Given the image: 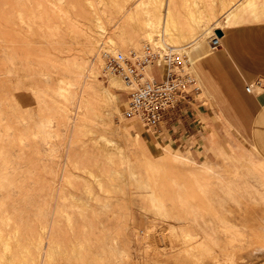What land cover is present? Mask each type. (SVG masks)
I'll list each match as a JSON object with an SVG mask.
<instances>
[{
    "label": "rangeland",
    "instance_id": "1",
    "mask_svg": "<svg viewBox=\"0 0 264 264\" xmlns=\"http://www.w3.org/2000/svg\"><path fill=\"white\" fill-rule=\"evenodd\" d=\"M127 1L128 0H0V168L3 166L2 163L6 162V164H3L8 168V173H11L9 174V179H6L3 175L4 177L2 179L0 178V181H3L6 186H9V182L13 180L16 183V186L11 188L5 187L4 189L0 186V204L3 202V199L10 198L9 196H11L10 199L17 200L15 205H10L9 207L13 208L14 206L16 208L17 211L15 215L17 218L21 219L20 232L22 230L29 236L21 232L19 237L22 236V238L20 239L21 241H18L19 238L12 235L14 234L13 229L15 230V225L9 222V225L7 223L3 224L5 226L2 227V231L4 228V233L2 232L3 234H0L4 236H0L1 238L3 237L2 240L0 239V243L4 242L5 244V242H7L8 245L6 244V246L8 248L6 247V249L8 252L6 249L4 250L5 245L0 244L2 245V248L0 247V255L5 258L9 252L11 253V250H13V254H9L10 257L15 254L14 257L18 260L21 256L23 260H27L25 263L23 260L22 262L20 258L19 261H21V264H27L28 262V264H37L39 262H33L31 260L33 256L37 258L36 255L40 253L45 255L47 252L46 248L44 249L45 252L43 249H39L42 248L41 246H37L43 245L44 248V245H47V243L44 244L47 242L44 241L45 238H48L46 234L52 232L51 229H55L56 232L59 230V234L54 235L52 232L54 235L53 237L57 240L59 236L57 241L62 242L63 245H68V250L67 247H65V249L68 251V255L72 257V260L70 259L72 264H78L80 258L83 260L82 257L84 256L88 259L87 257H89L91 252L94 258L90 255V262L85 259V264L88 262V264H101V261H105L103 264H116L115 261H117L118 264H189L190 262L193 264V261L196 264H199V261H202L200 264H264V255H254L264 244L259 242V240L264 237L260 236V233H258L264 232V230H262V227H264V220L262 219V217H264V202L262 198L264 196H261L264 194L263 187L256 181L254 176L255 172H253V170L250 171L249 174L243 169H240L238 172L234 171L228 163V160L221 158L218 151H213L208 148L206 140L210 134H214L218 141L224 145H228L232 142L237 144L241 143L245 148H252L251 127L248 126L253 115L251 113H254V111H250V106L252 107L253 105V103L251 105L250 100L264 93L263 83L261 87H256L257 89L253 92L249 93L247 91V87H249L251 83L256 82V76L245 73L230 62V57L223 52L224 42H222V46L213 48L211 44L212 31L209 30V28L213 27L215 24H219L221 28H224L227 32L231 28L244 29L245 26L262 24L261 22H264V20H252L249 24H243L241 22L229 23L235 17H230L229 20L226 13H228L235 3L239 1L243 2L244 0H172L170 5H168V0H134L132 3L133 7L139 2L143 4L140 14L141 20H143V18L146 20L148 17L147 15H151V18H153L154 14L160 11V20H156L157 29H153V41L157 40V38H161L163 33H165V42L172 46L182 47V45L190 44L189 48L188 46L185 47L187 48L186 52L188 51L187 57L189 60L187 70L196 80V84L193 87L200 88L198 91L199 93H196V102L203 107L207 105V107L210 108L209 116L202 115L204 127H201L200 133L197 136L189 137L186 135V137L180 138L181 134H179L170 139L161 140L147 134L138 123L137 128L130 129L132 127L131 124L134 122L123 116L125 102L128 98L127 91L123 88V81L121 82V79L118 77L106 78L104 76V62L101 57L103 49L94 48L89 50V48H86L87 45L85 46V41L83 40L86 32L91 31L95 33L96 30L99 29L97 28L95 20L101 17L107 30L105 36L113 38L118 45L120 44L119 46L121 47H119V51H123L127 54L131 51L141 52L149 46L144 45L151 42V39L139 37L140 34L137 33L139 31L134 30L130 26H127V36L136 39L139 44L138 47L136 49L127 48L125 42L123 43V41L120 40L118 27H120L119 24H124L126 20L124 15L119 11H121V8H126ZM249 1L250 0H245L244 6H241V8L239 7L238 10L247 6ZM251 1L254 2V0ZM168 7L173 15L172 20L167 13ZM92 8H95V10L97 9L98 12L106 8L108 10L107 14L110 15H103L102 13L95 14ZM155 9L159 11L157 12ZM108 16L111 17L109 18ZM208 16L210 19H208ZM225 16L226 19L224 18ZM192 17L199 18L204 25V30L202 29L203 31L201 30L197 34V38L200 37L197 43L201 42L202 45L206 47V50H210L211 55L208 57L196 58L198 54L194 53V45L190 39H187L188 41L182 39L171 41L172 38L170 37L172 33L170 34L169 29L174 31L175 22L181 24L182 27L186 29H183L185 31L190 29L191 26H198L199 23L197 24V22H199V20H195L196 18L193 19ZM111 20L112 22H110ZM170 23L173 28H170ZM155 29L156 31H154ZM167 34H169V36ZM103 40L106 41V39ZM175 42L176 44H174ZM123 45H125L126 48ZM101 47L103 48L104 45ZM216 55L220 56L218 61H211L210 58ZM13 58L18 62H14L15 60H13ZM85 62L86 64H90V62L96 64L98 75L100 74L98 80H96L99 88L104 87L111 93V97L108 101L113 107V109L110 108L113 110V115H110V117L105 112L106 109L102 108L100 105L101 103L95 98L88 97L81 102V106L88 110V119H94L93 115L95 116L93 110L89 109V107H93L95 110L100 111V118L96 119L100 121V124L97 122L90 124L85 122L86 119H84L83 122H76L72 115V119L69 121L66 119L67 114L62 112L63 110L57 109V105H64L76 111L75 109H77L76 107H78L79 103L76 96L78 97L79 95L78 89L80 85L71 84V82L74 83L75 79L69 73L78 74L79 64H85ZM18 68L24 71L19 73L17 71ZM21 69L18 70L22 71ZM24 72L27 78H23L25 77ZM22 73L23 75H21ZM146 74L149 77L151 76L149 72H146ZM58 79H63V81L60 82L61 84H59ZM111 79H116L118 83H120V86L113 87L111 85ZM29 84L31 86L33 85L32 87H34V89L32 87L31 89ZM238 84L241 86L242 94L247 96L245 99L242 97L239 99L237 94L232 92V90H234L235 93H238ZM48 88L53 91H49ZM217 90L228 92L219 93ZM233 94L236 95L237 98H235ZM70 99L71 101L73 99L77 101L73 100L75 103L70 102ZM67 103L70 104V106ZM216 105H218V107ZM115 108L118 110H115ZM200 109L204 110L202 107ZM41 111L45 113L43 114ZM119 111L120 113H117ZM80 124L84 127H78ZM142 133L148 135L150 141L145 142L140 140L139 136ZM135 134H139V136ZM133 137L137 139L134 140ZM105 147L109 148L106 152L107 155L104 154L105 152L103 153L101 151L106 150ZM110 150H113V152H110ZM109 155L113 157L109 159ZM174 155L186 158V162H190L191 160L198 164L215 166L216 173L212 174L193 169L179 161H175L173 159ZM70 159L74 165L70 162ZM77 160L78 162H76ZM95 162L100 163L97 164V169L94 168L96 166L94 165L96 164ZM75 163H82V169H80V166L78 168ZM149 164L153 166L155 164V166L153 167ZM121 166L124 167L121 168ZM150 166L151 168H149ZM87 167L89 168L86 169ZM84 168L91 173L86 172ZM102 168L104 171H100ZM90 169L92 171H90ZM120 170L121 172H118ZM116 171L117 174H115ZM131 173H133L134 176L137 175L136 178ZM0 175H2V172ZM219 177L232 180L236 185L239 184L241 187L237 186L239 189L241 188L240 192L242 191L241 193H243L244 197L248 200H243L245 202H242V204L240 203V205L236 202L232 203L231 201L227 203L226 208H224L220 201L224 198V187L223 184L219 182ZM85 189L88 190L86 191ZM258 190L260 194L262 192L261 195L259 192H256ZM13 191L15 192L10 193ZM251 191H253L252 193H254V196L250 194ZM91 194H93V196L97 194V196L100 197L94 196V199ZM149 194L150 196H148ZM259 197L261 199H259ZM66 198L68 199L66 200L67 202L65 201ZM99 200L100 204H97ZM12 208L9 210H12ZM91 208H93V210ZM159 209H161V211ZM225 209L231 210L230 213ZM62 210L68 211L69 218L68 214L64 216L65 212H62ZM82 210L84 212H82ZM99 210L102 212L101 214L100 212H96ZM131 212L134 213L132 214ZM224 213L230 216L229 220L231 225L239 229H231L228 233L232 235V231L233 233L234 231H243L244 233L246 232L245 235L238 236L236 232V235L231 236L227 232H224ZM140 214H142V216ZM46 219L48 220L46 221ZM132 219L135 223H132ZM44 220L47 223L50 222V224H46ZM42 221L45 223L46 229H50L49 231L46 230L43 234L42 231H40L43 227L41 226L43 223ZM69 221L71 227L73 224L72 228L74 229L69 226ZM126 223H128L127 226L129 231L126 229ZM186 224L188 227L185 226ZM6 225L9 227L11 225V232L10 230L9 232L5 231L8 229ZM130 225L133 226L130 227ZM84 226H87V229H85ZM181 227L183 228L181 229ZM25 228L30 229L31 235L27 234L29 230L26 231L27 229ZM132 228L134 231H138L135 233L130 232L133 231ZM104 229H106L105 235L102 232ZM122 229H124L125 232ZM172 229L176 230L179 237L175 236L173 238L172 235L169 234L171 233L169 231ZM184 229L185 231H183ZM87 230L89 231L87 232ZM144 230L149 234L147 233V235ZM70 231L74 236H72ZM114 231L115 233L112 234L111 232ZM56 232L55 234H57ZM186 232L187 234L190 232V236L188 238H182L181 235ZM33 233H41L42 235L46 233V236H43V239H41L42 237L38 238L37 235L33 236ZM116 233L121 236V238L114 236ZM262 233L261 235H264ZM86 234L90 240L85 237ZM108 235L111 236L109 237ZM14 237L17 240H15ZM31 237L35 240L32 241ZM71 237L74 238L73 241ZM78 237H83L79 239H85L86 242L83 240L82 244H80L82 240L79 241ZM176 237L181 238V241H186H183L184 246L182 242H177L178 239ZM192 237L196 238V240L194 239L195 241H192ZM11 238L14 240L12 241ZM38 239L42 240H40L39 243H43V241L44 243L39 244ZM76 239L78 242L75 241ZM87 239L91 242L89 243ZM103 239H106V241L104 242ZM107 239L108 242L110 241L109 243ZM118 239H121V243L114 244L113 242ZM99 240L101 241L100 243ZM28 241H31L29 245ZM35 241H37L38 245ZM148 241H150V243ZM174 241H176L175 245ZM16 242L19 244L17 245ZM67 242L68 244H66ZM76 242L80 243L77 244ZM83 243H86V245L89 243V245L94 248L92 249L90 246L88 247L86 245L82 247ZM103 243L106 248L103 246ZM111 243L112 247L115 248L119 244L122 246L126 243L128 244L127 247L129 246L130 249L124 247V249L126 248V253H124L123 249L119 250L123 248V246H120L121 248L118 246L119 249L117 250L116 248L115 250V248H110ZM201 243H205L208 248L205 249ZM10 244L13 249H11L12 247ZM107 244L109 246H107ZM192 244H195V247ZM15 245H17L18 248L23 247L18 249ZM34 245H37L36 247L38 250ZM75 245L77 246L74 249V253H76V255L78 253L79 255L81 252L80 256L77 255L78 257L74 254L75 257H80L78 260L76 259L77 262H75V257L72 256L73 253L70 252ZM185 245L190 246L185 249ZM26 246L31 249L30 251L33 252L32 255L30 251L28 252L29 249L27 250L28 247ZM98 246H100L99 250L103 252L98 250ZM24 247H26V250H24ZM69 247L71 249H69ZM171 247L174 250H171ZM78 248L82 250L79 252ZM15 249H23L22 252H24V254L18 250L17 253H15ZM77 249L78 252H76ZM89 249L92 251L90 250L89 252ZM184 249L186 251H184ZM256 249L257 251H255ZM2 250L6 251L7 255L4 254V251L2 253ZM85 250H88L87 252L89 253L87 254ZM173 251L176 252L174 253ZM189 251H191L192 254L191 252L187 253ZM36 252L38 254H36ZM96 252L102 255L103 253L104 255L109 254L107 257H110V259L104 255L95 254ZM19 253L20 255L22 254L20 257ZM25 253H29V256L32 258ZM56 253H58L57 250ZM122 253L124 254L123 256ZM127 254L128 256L130 255V258L125 259V255L127 256ZM196 254L198 255L195 256ZM23 255L27 257H24V259ZM228 255L234 258L233 263L225 260ZM1 256V263L3 259L6 263L9 262L11 264L14 261L13 264H16L15 258L14 260L12 257L13 260L10 262L9 260L11 259H4ZM96 256L98 257L95 259ZM101 257L103 260H97ZM194 258L195 260H192ZM56 261H59V259H56ZM73 261L75 263H73ZM188 261L190 262L186 263ZM17 264H19V262H17Z\"/></svg>",
    "mask_w": 264,
    "mask_h": 264
},
{
    "label": "bare ground",
    "instance_id": "2",
    "mask_svg": "<svg viewBox=\"0 0 264 264\" xmlns=\"http://www.w3.org/2000/svg\"><path fill=\"white\" fill-rule=\"evenodd\" d=\"M236 1V0H235ZM245 1V0H244ZM244 1L243 2H241V1H239L238 3H235L234 5H233V7L228 11V13H226L227 14V17H229V20H230V17H236V15H237V10L239 9V7L241 8V6H244ZM246 1H248V0H246ZM134 2V0H128L127 1V5H126V8H121V11H119L120 13H122L123 15H124V17H125V23L124 24H119L120 25V27H118V35H119V37H120V40H122L123 41V43L125 42V45H126V47L128 48V47H130V48H133V49H136L137 47H138V41L136 40V39H134V38H132V37H129V36H127V34H128V31H126V30H128L127 29V26H130V27H132L134 30H136V31H139V32H137L138 34H140L139 35V37H141V38H147V39H151V42H149V43H147V44H145L144 46H147V45H150L151 44V46H154V47H167V46H171V47H175V46H172V45H170V44H168V43H166L165 42V39H164V34L165 33H163V37L161 36V38H157V40H155V41H153L152 39V37H153V35H154V32H153V29L154 28H156L157 29V27H156V22L158 21V20H160V17H159V10H157V9H159V8H157V9H155L158 13H156V14H154V17L153 18H151V15H147L148 17L146 18V20L143 18V20H141L140 19V14H141V8H142V6H143V4H142V2H139V3H136V1H135V3L137 4L135 7H133L132 6V3ZM172 2V0H168V5H170V3ZM253 1H249L248 3H247V6L250 8V7H253ZM231 4V3H230ZM94 6V5H93ZM125 6V5H124ZM247 6H245V7H247ZM92 7V6H91ZM93 9V12L95 13V14H99V13H102L103 15H110V14H107V9L106 8H104L103 10H101L100 12H98L97 11V9L95 10V8H92ZM168 9V14L170 15V19L172 20L173 18H172V12H171V10H170V8L168 7L167 8ZM144 12H145V10H144ZM147 13H150V12H147ZM145 14H146V12H145ZM192 14V13H191ZM22 15V14H21ZM153 15V14H152ZM98 16V15H97ZM122 16V15H121ZM146 16V15H145ZM109 17V16H108ZM111 17V16H110ZM109 17V18H110ZM143 17V16H142ZM209 17V16H208ZM21 18V17H20ZM96 18V17H95ZM115 18V17H114ZM155 18V19H154ZM193 18V17H192ZM194 18H196V17H194ZM193 18V19H194ZM226 18V17H225ZM208 19H210V17L208 18ZM94 20V19H93ZM157 20V21H156ZM195 20H199V18L197 19H195ZM195 20H194V22H195ZM227 20H228V18H227ZM107 22V21H106ZM110 22H112V20L110 21ZM109 22V23H110ZM197 22V21H196ZM219 22V21H218ZM228 22V21H227ZM95 23L97 24V28H99V29H97L96 30V32L95 33H92L91 31H88V32H86V34L84 35L85 37H84V41H85V46H86V48L88 49L89 48V50H92V49H94V48H101V49H106V50H112V51H119V47H121V46H119L118 44H117V42L113 39V38H111V37H107V36H105L106 34V26L104 25V22L102 21V18L101 17H98V18H96V20H95ZM199 23V24H198ZM197 24H198V26H191L190 27V29H187V31H185L186 29L185 28H183L182 27V25L181 24H177L176 22H175V26H174V31H172L171 29H169L170 30V34L172 33V35H171V37L170 38H172V40L171 41H173V40H175V39H182V40H187V39H190L191 40V42L193 43V45H194V47H197L201 42H199V43H197L198 41H199V38H197V34H198V32L199 31H201L203 28H204V25H203V23H202V21H200L199 20V22H197ZM219 24H215L213 27H211V28H209V30H211L212 31V35H211V37L213 36V35H215L216 33H215V31L216 30H221L222 28H221V26L219 27L218 26ZM129 28V27H128ZM170 28H173L172 27V25H171V23H170ZM156 29L154 30V31H156ZM183 29H185V30H183ZM204 30V29H203ZM202 30V31H203ZM158 31V30H157ZM164 31H166V30H164ZM176 31V32H175ZM210 31V32H211ZM130 33V32H129ZM153 34V35H152ZM157 34V33H156ZM130 35V34H129ZM159 35V34H158ZM168 36H169V34H167ZM204 35V34H203ZM132 36V35H131ZM143 36V37H142ZM169 38V37H168ZM206 38V37H205ZM209 38V37H208ZM219 38H221V37H219ZM1 39V38H0ZM3 39V38H2ZM103 39H106V41H104ZM180 40H177V41H180ZM220 40V39H219ZM84 41H83V43H84ZM188 41V40H187ZM208 41V40H207ZM221 41V40H220ZM101 42V43H100ZM4 43H5V41H4ZM122 43V44H123ZM197 43V44H196ZM174 44H176V42L174 43ZM196 44V45H195ZM102 45H104V47L102 48L101 46ZM125 45H123L124 47H125ZM186 46H188V48L190 47V44L189 45H182V47H176V48H182V51H185L186 52V49L187 48H185ZM125 47V48H126ZM85 50V49H84ZM87 52V51H86ZM123 52V51H122ZM93 53V52H92ZM186 53H188V51L186 52ZM189 55H190V53H189ZM191 57V56H190ZM16 58V57H15ZM13 60H15L14 58H13ZM19 60V59H18ZM14 62H18V61H14ZM20 63V62H19ZM16 64V63H15ZM18 64V63H17ZM12 66H13V64H12ZM18 66H19V64H18ZM97 66H96V64L95 63H92V62H90V64H86V62H85V64H79V67H78V74H73V73H69L72 77H74V79H75V81H74V83L73 82H71V84L72 85H80V87H79V95H78V97L76 96V99L78 100V102L80 103H78V107H76L77 109H75L76 111H73L71 108H69L68 106H58L57 105V109L58 110H63L62 112H64L65 114H67L66 115V119H68L69 121H70V119H72L71 118V115L72 116H74V119L76 120V122H83V120L84 119H86L85 120V122H88V123H90V124H94L95 122H97V123H99L100 124V121H97L96 119L97 118H100V111H97V110H95L93 107H89V109H91V110H93V114H95V116L93 115V118L94 119H88V110H86L83 106H81V102H82V100H84V99H87L88 97H92L93 99L95 98L99 103H101L100 105H101V107L102 108H105L106 110H105V112L109 115V117H110V115L112 116L113 115V110H111L110 108H112L113 109V107L110 105V102L108 101V99L111 97V93H110V91L108 90V89H106V88H99V86H98V84H97V82H96V80H98V76L100 75H98V72H97V68H96ZM18 69H21V68H18ZM17 69V71L20 73V72H23L24 70H22V71H19ZM151 69V68H150ZM15 72V71H14ZM17 73V72H16ZM18 74V73H17ZM149 74L151 75V73H150V71H149ZM20 75V74H19ZM21 75H23V73L21 74ZM24 75H25V77H23V78H27L26 77V73L24 72ZM45 75H47V74H45ZM45 77V76H44ZM113 77V76H112ZM109 78H111V77H109ZM113 78H116V77H113ZM59 80V84H61L60 82H62L63 81V79H58ZM121 81V80H120ZM28 82V81H27ZM26 82V83H27ZM122 82V81H121ZM32 84V83H31ZM27 85V84H26ZM30 85V84H29ZM111 85L113 86V87H119L120 86V83H118V81L116 80V79H111ZM124 85V90H126L127 88H126V86H125V84H123ZM33 86V85H32ZM31 85H30V88L32 87ZM33 89H34V87H32ZM31 88V89H32ZM60 88H61V86H60ZM59 88V89H60ZM49 89V88H48ZM253 89V88H252ZM50 90H52V89H49V91ZM61 90V89H60ZM53 91V90H52ZM51 91V92H52ZM59 91V90H58ZM252 91V90H251ZM47 92H48V90H47ZM46 92V93H47ZM77 92V93H78ZM62 93V92H61ZM63 94V93H62ZM61 96V95H60ZM66 97V96H65ZM67 97H69V96H67ZM70 98V97H69ZM73 98V97H72ZM75 98V97H74ZM76 99H73L74 101L76 100ZM66 100V99H65ZM68 100V99H67ZM71 101V99L69 100L70 102H74V101ZM76 100V101H77ZM69 103V102H68ZM67 103V104H68ZM75 103V102H74ZM66 104V105H67ZM98 104V103H97ZM69 106H70V104H68ZM53 106H55V105H53ZM56 107V106H55ZM71 107H72V105H71ZM60 108V109H59ZM99 108H100V106H99ZM42 109V108H41ZM56 109V110H57ZM91 110H89V111H91ZM115 110H118V109H116L115 108ZM27 111V110H26ZM25 111V112H26ZM30 112V111H29ZM42 112V111H41ZM59 112V111H58ZM99 112V113H98ZM16 113V112H15ZM24 113V112H23ZM27 113V112H26ZM43 113V112H42ZM45 113V112H44ZM43 113V114H44ZM56 113V112H55ZM73 113V114H72ZM117 113H120V111L119 112H117ZM31 114V113H30ZM60 114V113H59ZM64 114V115H65ZM115 114H116V111H115ZM20 115V114H19ZM42 115V114H41ZM6 116V115H5ZM17 116V115H16ZM30 116V115H29ZM60 116V115H59ZM62 116V115H61ZM4 117V116H3ZM2 117V118H3ZM41 117H43V116H41ZM51 117V116H50ZM49 117V118H50ZM19 118V117H18ZM44 118V117H43ZM46 118H48V117H46ZM24 119V118H23ZM28 119V118H27ZM54 119V118H53ZM29 120V119H28ZM49 120V119H48ZM51 120H52V118H51ZM20 121H21V118H20ZM50 121V120H49ZM19 122V121H18ZM25 122V121H24ZM31 122V121H30ZM43 123V122H42ZM41 123V124H42ZM57 124V123H56ZM77 124V123H76ZM35 125V124H34ZM42 126V125H41ZM64 126V125H63ZM40 127V126H39ZM78 127H84V126H82L81 124L78 126ZM46 129H47V127H46ZM46 131V130H45ZM42 135V134H41ZM47 135V134H46ZM54 135V134H53ZM52 136V135H51ZM137 136H139V134L137 135ZM45 139V138H44ZM48 139H49V137H48ZM44 141V140H43ZM79 142V141H78ZM80 143V142H79ZM90 143V142H89ZM97 146V145H96ZM93 147V146H92ZM106 148V150H101L105 155H107L106 154V152H107V149L109 150V148L108 147H105ZM99 149V148H98ZM77 150V149H76ZM114 150V149H113ZM113 150H110V152L112 151L113 152ZM86 151V150H85ZM117 151V150H116ZM68 152H69V150H68ZM67 152V153H68ZM77 152V151H76ZM75 152V153H76ZM83 152H84V150H83ZM1 153V152H0ZM70 153V152H69ZM108 153H109V151H108ZM100 154V153H99ZM99 154H98V156H99ZM119 154V153H118ZM4 155H5V153H4ZM76 155V154H75ZM101 155V154H100ZM103 155V154H102ZM70 157V156H69ZM74 157V156H73ZM72 157V158H73ZM92 157H93V155H92ZM101 157V156H100ZM110 157H113V156H110L109 155V159H110ZM2 158V157H1ZM107 158V157H106ZM107 158V159H108ZM92 159V158H91ZM108 159V160H109ZM128 159V158H127ZM173 159L175 160V161H179L180 163H183V164H185V165H187V166H190L191 168H193V169H197V170H199V171H204V172H207V173H212V174H215L216 173V168H215V166H211V165H208V164H198V163H196V162H193V161H191L190 160V162H186L185 161V159L186 158H184V157H180V156H177V155H174L173 156ZM1 160V159H0ZM4 160V159H3ZM113 160V159H112ZM162 160V159H161ZM69 161V160H68ZM73 161V160H72ZM110 161V160H109ZM127 161H129V160H127ZM70 162H71V159H70ZM75 162V161H74ZM76 162H78V160L76 161ZM91 162V161H90ZM113 162V161H112ZM111 162V163H112ZM116 162H118V161H116ZM160 162H163V161H160ZM4 164H6V162H3ZM2 163V167L0 168V173L2 172V175H0V178L2 179L4 176H5V178L6 179H9V174H11V173H8V168L6 167V165H4ZM72 163V162H71ZM96 163V162H95ZM157 163V162H156ZM73 164V163H72ZM76 164V166H78V168H79V166H80V169H82V163H75ZM97 164H100L99 162H97L96 164H94V165H96L94 168H96L97 167ZM153 164V163H152ZM74 165V164H73ZM101 165H102V163H101ZM123 165V164H122ZM124 165H125V163H124ZM126 165H127V162H126ZM149 165H151V164H149ZM75 166V167H76ZM151 166H153V165H151ZM151 166L149 167V168H151ZM154 166H155V164H154ZM153 166V167H154ZM98 167H100V166H98ZM122 167H124V166H121V168ZM89 167H87L86 169H88ZM91 168V167H90ZM14 169V168H13ZM60 169V168H59ZM85 169V168H84ZM86 169H85V171H86ZM97 169V168H96ZM100 169V168H99ZM61 170V169H60ZM79 170V169H78ZM77 170V171H78ZM92 170H93V168H92ZM91 169H90V171H92ZM123 170H125V169H123ZM63 171V170H62ZM100 171H104L103 170V168H102V170H100ZM132 171V170H131ZM130 171V172H131ZM134 171V170H133ZM86 172H88V170L86 171ZM118 172H121V170L120 171H118ZM82 173H84V172H82ZM88 173H91V172H88ZM94 173V172H93ZM123 173H125V172H123ZM81 174V173H80ZM98 174V173H97ZM115 174H117V171L115 172ZM132 175H133V173H131ZM4 175V176H3ZM14 175V174H13ZM109 175H110V173H109ZM111 175H112V173H111ZM119 175H121V174H119ZM79 176V175H78ZM100 176V175H99ZM115 176V175H114ZM122 176V175H121ZM134 176V175H133ZM132 176V177H133ZM136 176L137 175H135L134 177L136 178ZM139 176V175H138ZM233 176V175H232ZM239 176V175H238ZM111 177V176H110ZM194 177H195V175H194ZM101 178V177H100ZM197 178V177H196ZM99 179V178H98ZM113 179H114V177H113ZM127 179V178H126ZM132 179H134V178H132ZM219 179V182L220 183H222L223 184V187H224V189H223V192H224V198L222 199V200H220L221 202V204L224 206V208H226V204L227 203H230L231 201H232V203L233 202H236L237 204H239L240 205V203L242 204V202H245V201H243V200H246L247 198L246 197H244V194L243 193H241L240 192V189L238 188V186H239V184H235L234 183V181H232V180H227V179H225V178H223V177H219L218 178ZM239 180V179H238ZM97 181V180H96ZM100 181V180H99ZM106 181V180H105ZM121 181V180H120ZM108 182V181H107ZM132 184V183H131ZM145 184V183H144ZM197 184V183H196ZM111 185H113V184H111ZM127 185V184H126ZM146 185V184H145ZM0 186L1 187H3L4 189H5V187L7 188V187H13V186H16V183H15V181L13 180V181H10L9 182V186H6L5 185V183L3 182V181H0ZM85 186V185H84ZM0 187V188H1ZM91 187V186H90ZM90 187H89V189H90ZM111 188H113L112 186H110ZM201 187V186H200ZM239 187H241V186H239ZM253 187V186H252ZM93 188V187H92ZM98 188V187H97ZM122 188V187H121ZM246 188H248V187H246ZM255 188H257V187H255ZM15 189V188H14ZM63 189V188H62ZM244 189V188H243ZM86 190V189H85ZM88 190V189H87ZM86 190V191H87ZM118 190V189H117ZM111 191V190H110ZM113 191V190H112ZM116 191V190H115ZM15 191H13V192H10V193H14ZM106 192V191H105ZM247 192V191H246ZM253 191H251L250 192V194H253V196H254V193H252ZM256 192H259V190L258 191H256ZM9 193V194H10ZM87 193V192H86ZM89 193H90V190H89ZM93 194H95L94 192H92ZM110 193V192H109ZM121 193V192H120ZM207 193V192H206ZM263 193H264V191H263ZM16 194V193H15ZM93 194H91L92 196H93ZM111 194V193H110ZM123 194V193H122ZM258 194V193H257ZM259 194H260V192H259ZM259 194H258V196H259ZM261 194H262V192H261ZM260 194V195H261ZM85 195V194H84ZM87 195H89V194H87ZM51 196V195H50ZM90 196V195H89ZM91 196V197H92ZM95 196V195H94ZM94 196L92 197V198H94ZM96 196H97V194H96ZM95 196V197H96ZM107 196H108V194H107ZM111 196V195H110ZM109 196V197H110ZM113 196V195H112ZM148 196H150V194L148 195ZM261 196H264V194L263 195H261ZM10 198H11V196H9ZM90 197V198H91ZM97 197H100V196H97ZM10 198H5V199H3V202L0 204V225H1V230H0V233L1 234H3L4 233V228H3V231H2V227H5L3 224H8V222L9 223H13L14 225H15V230L13 229V232H14V234H12L13 236L15 235V237L16 238H19L18 239V241H21L20 239L22 238V236L21 237H19L20 236V234H21V232H23L22 230H21V232H20V222H21V219L20 218H17L16 217V208L13 206V208L12 207H9L10 205H15L16 203H17V200L15 201V200H12V199H10ZM75 198V197H74ZM102 198V197H101ZM108 198V197H107ZM254 198V197H253ZM252 198V199H253ZM53 199V198H52ZM95 199V198H94ZM259 199H261L260 197H259ZM263 200V202H264V197L262 198ZM64 200V199H63ZM66 200H68L67 198L65 199V201ZM75 200H77V199H75ZM92 200V199H91ZM155 200V199H154ZM248 200V199H247ZM19 201V200H18ZM80 201H82V200H80ZM96 201H97V199H96ZM102 201V200H101ZM107 201V200H106ZM109 201V200H108ZM252 201V200H251ZM20 202V201H19ZM67 202V201H66ZM79 202V201H78ZM93 202V201H92ZM100 202V200L97 202V204ZM105 202V201H104ZM103 202V203H104ZM64 203V202H63ZM84 203V202H83ZM82 203V204H83ZM108 203V202H107ZM106 203V204H107ZM110 203V202H109ZM161 203V202H160ZM77 204V203H76ZM96 204V203H95ZM96 204V205H97ZM100 204V203H99ZM102 204V203H101ZM106 204H104V205H106ZM49 205V204H48ZM88 205V204H87ZM87 205H86V208H87ZM103 205V204H102ZM163 205V204H162ZM72 206V205H71ZM100 206V205H99ZM110 206V205H109ZM155 206V205H154ZM83 207V206H82ZM107 207V206H106ZM12 208V210H9V209H11ZM61 208V207H60ZM86 208H85V210H86ZM89 208H90V206H89ZM88 208V209H89ZM61 209H63V208H61ZM92 210H93V208H91ZM158 209V208H157ZM45 210V209H44ZM68 210V209H67ZM79 210V209H78ZM144 210V209H143ZM160 211H161V209H159ZM226 211H228L229 213H230V211L231 210H229V209H225ZM64 210H62V212H63ZM164 211V210H163ZM223 211V210H222ZM65 213H64V216H66V214H68V211H64ZM67 212V213H66ZM82 212H84L83 210H82ZM96 212H100V210L99 211H96ZM95 212V213H96ZM145 212V211H144ZM79 213V212H78ZM102 212H100V214H101ZM132 213V212H131ZM134 213V212H133ZM132 213V214H133ZM143 213V212H142ZM40 214V213H39ZM46 214H48V213H46ZM62 214V213H61ZM80 214V213H79ZM84 214V213H83ZM145 214V213H144ZM207 214V213H206ZM239 214V213H238ZM44 215V214H43ZM42 215V216H43ZM71 215H73V214H71ZM71 215H70V221H71ZM98 215V214H97ZM141 216H142V214H140ZM41 216V215H40ZM46 216V215H45ZM44 216V217H45ZM50 216V215H49ZM130 216V215H129ZM134 216V215H133ZM144 216V215H143ZM47 217V216H46ZM80 217V216H79ZM96 217V216H95ZM98 217H99V215H98ZM135 217V216H134ZM163 217V216H162ZM168 217V216H167ZM229 215H226L225 213H224V216H223V219H224V222H223V230H224V232H230L231 231V229L232 230H239V229H236V228H238V227H234V225H231V223H230V220H229ZM255 217V216H254ZM39 218V217H38ZM68 218H69V214H68ZM133 218V217H132ZM53 219V218H52ZM96 219H98V218H96ZM130 219V218H129ZM128 219V220H129ZM133 219H136V218H133ZM133 219L131 220L132 221V223H135V222H133ZM262 219L264 220V217H262ZM48 219H46V221H47ZM99 220V219H98ZM166 220V219H165ZM262 220V221H263ZM39 221V220H38ZM45 221V220H44ZM45 221V222H46ZM70 221H69V226L71 227V225H70ZM152 221V220H151ZM40 222V221H39ZM43 222V221H42ZM99 222V221H98ZM101 222V221H100ZM160 222V221H159ZM189 222H191V221H189ZM67 223V222H66ZM129 223V222H128ZM128 223H126V227L124 226V229L126 228V229H128V226H127V224ZM168 223V222H167ZM174 223V222H173ZM197 223V222H196ZM253 223V222H252ZM46 224H50V222L49 223H47L46 222ZM166 224V223H165ZM180 224V223H179ZM9 225V224H8ZM12 225V224H11ZM11 225H10V227H11ZM86 225H88V224H86ZM90 225V224H89ZM201 225V224H200ZM13 226V225H12ZM41 226H43L42 227V230H40V231H42V234L47 230V231H49L50 229H46V225H45V223L43 222L42 224H41ZM53 226H55V225H53ZM133 226V225H132ZM131 225H130V227H132ZM178 226V225H177ZM183 226V225H182ZM186 227H188L187 226V224L185 225ZM263 226V225H262ZM6 227H8V229L7 230H5V231H8L9 232V230H10V227L9 226H7L6 225ZM27 227V226H26ZM28 227H30V226H28ZM49 227V226H48ZM72 227H73V224H72ZM71 227V228H72ZM85 227V229H87L86 227L87 226H84ZM100 227H102V226H100ZM167 227V226H166ZM174 227V226H173ZM178 227H180V226H178ZM194 227V226H193ZM235 229H234V228ZM259 227H260V225H259ZM133 228H135V227H133ZM132 228V229H133ZM148 228V227H147ZM183 227H181V229H182ZM261 228V227H260ZM263 229L262 230H264V227H262ZM6 229V228H5ZM25 229H27L26 231H28L29 230V233H27V234H29V235H31L30 234V229H28V228H25ZM70 229V228H69ZM72 229H74V228H72ZM71 229V231L73 232V230ZM124 229H122L123 231H124ZM125 229V230H126ZM149 229V228H148ZM155 229V228H154ZM164 229H165V227H164ZM168 229V228H167ZM24 230V229H23ZM57 230V229H56ZM105 230L106 229H104L102 232L104 233V235H105ZM252 230H254V229H252ZM51 231L54 233V235H58L59 234V230H57V232L55 231V229L54 230H52L51 229ZM70 231V232H71ZM85 231V230H84ZM89 230H87V232H88ZM128 231H129V229H128ZM136 231H138V230H136ZM136 231H134V229H133V231H130V232H136ZM144 231H146V230H144ZM165 231V230H164ZM179 231V230H178ZM183 231H185V229L183 230ZM3 232V233H2ZM10 232H11V230H10ZM12 232V233H13ZM52 232H48L46 235L44 234V235H42L41 233H38V234H34L33 233V236L34 235H37V237L38 238H41V239H43V236L45 237H48V238H45V240L44 241H47V242H45L44 243V241H43V243L44 244H46L47 243V245H44L45 247L43 248V245H39V246H37L38 245V243H39V241L41 240H39L38 239V243H37V241H35L36 243H37V247H42V248H39V249H43V251H45L44 249L46 248V250H47V252L45 253V252H43V253H45V255H43L42 253H40V252H38V253H40L39 255H36L37 256V258H34V256H33V259H31L32 257L31 256H29L30 254L32 255V253L33 252H31L30 250L31 249H29V247L28 246H26V247H28L27 248V250H28V252L30 251V254L29 253H27L28 254V256L29 257H31L30 259L34 262V261H37V262H39V263H37V264H72V261H70V259L72 258V257H70V255H68V245H63L62 244V242H60V241H57L58 240V238H59V236H58V238H57V240L55 239V237H53L54 235H53V233ZM55 232L57 233V234H55ZM62 232V231H61ZM71 232V233H72ZM95 232H96V230H95ZM125 232V231H124ZM157 232V231H156ZM160 232V231H159ZM169 232H171V233H169V234H171L172 235V237L174 238L175 236H177V237H179V234H177L176 233V230L175 229H172V230H170ZM237 232V233H236ZM234 231V233H233V231H232V235H238V236H240V235H242L243 236V234L245 235V233L242 231ZM258 232V231H257ZM24 233V232H23ZM86 233V232H85ZM85 233H83V234H85ZM108 234L110 233V232H107ZM112 234L113 233H115V231L114 232H111ZM110 233V234H111ZM148 232L146 231V234H147ZM189 233L190 232H188V234H187V232L186 233H184V234H182L181 235V237L182 238H188L190 235H189ZM236 233V234H235ZM258 233H260V236H263L264 237V235H261V233L262 232H258ZM0 234V236H4V235H1ZM6 234H7V232H6ZM10 234V233H9ZM25 234V233H24ZM77 234V233H76ZM82 234V233H81ZM89 234V233H88ZM137 234V233H136ZM145 234V235H146ZM149 234V233H148ZM147 234V235H148ZM228 234H230L231 235V233H228ZM257 234V233H256ZM262 234H264V232L262 233ZM26 235V234H25ZM42 235V236H41ZM139 235V234H138ZM137 235V236H138ZM170 235V236H171ZM196 235H198V234H196ZM229 235V236H230ZM231 235V236H232ZM7 236V235H6ZM9 236H11V235H9ZM26 236H28V235H26ZM32 236V237H33ZM72 236H74V234L72 233ZM77 236H79V235H77ZM76 236V237H77ZM83 236V235H82ZM109 236V235H108ZM111 236V235H110ZM109 236V237H110ZM114 236H116V237H118V238H121V236H119L117 233H116V235H114ZM140 236V235H139ZM164 236V235H163ZM194 236V235H193ZM227 236V235H226ZM257 236L259 237V235L257 234ZM14 237V239L15 240H17L16 238ZM29 237V236H28ZM28 237H26V238H28ZM31 237V238H32ZM36 237V236H35ZM85 237H87L88 238V236H87V234H86V236ZM106 237V236H105ZM104 237V238H105ZM115 237V238H116ZM148 237V236H147ZM176 237V238H177ZM197 237V236H196ZM245 237V236H244ZM3 238V237H2ZM2 238L0 237V239L2 240ZM4 238H7V237H4ZM10 238V237H9ZM13 238V237H12ZM12 238H11V240H12ZM31 238H30V240H31ZM34 238V237H33ZM32 238V241L33 240H35V239H33ZM79 238H83V237H78V239ZM114 238V237H113ZM129 238V237H128ZM137 238H139V237H137ZM149 238V237H148ZM171 238V237H170ZM191 238V237H190ZM193 238V240L192 241H195L196 240V238H194V237H192ZM8 239V238H7ZM13 239V240H14ZM37 239V238H36ZM73 239L74 238H72L71 237V240L73 241ZM89 239V238H88ZM87 239V240H88ZM110 239V238H109ZM135 239V238H134ZM147 239V238H146ZM154 239V238H153ZM178 239V240H177ZM177 239H175V240H177V242H182V244H183V241H185V240H183V241H181L182 239L181 238H177ZM180 239V240H179ZM195 239V240H194ZM235 239H236V236H235ZM256 239H258V238H256ZM264 238H262V239H260L259 240V242L260 243H264V240H263ZM6 240V239H5ZM10 240V239H9ZM10 240V241H11ZM12 240V241H13ZM60 240V239H59ZM82 240V241H81ZM79 239V241H81V243L80 244H82V242H83V240L85 241V239ZM90 240V239H89ZM88 240V241H89ZM104 240V239H103ZM121 240V239H120ZM119 239L117 240V241H114L113 243L114 244H118V243H121V241H120ZM131 240V239H130ZM138 240V239H137ZM149 240V239H148ZM213 240V239H212ZM218 240V239H217ZM9 241V242H10ZM11 241V242H12ZM42 241V240H41ZM70 241V240H69ZM75 241H77V239L75 240ZM87 241V242H88ZM98 241V240H97ZM106 241V239L104 240V242ZM119 241V242H118ZM146 241V240H145ZM159 241V240H158ZM168 241V240H167ZM191 241V240H190ZM10 242V243H11ZM29 242H31V241H28V245H29ZM35 242H33V243H35ZM78 242V241H77ZM76 242V243H77ZM86 242V241H85ZM91 241H89V243H90ZM101 241L99 240V243H100ZM103 242V241H102ZM107 242H108V239H107ZM110 242V241H109ZM108 242V243H109ZM149 243H150V241H148ZM147 242V243H148ZM165 242V241H164ZM173 242V241H172ZM175 242L176 241H174V245H175ZM186 242V241H185ZM198 242V241H197ZM214 242H215V240H214ZM41 243V242H40ZM39 243V244H40ZM43 243H41V244H43ZM71 243V242H70ZM69 243V244H70ZM79 243H77V244H79ZM89 243H87V245H86V243H83V245H82V247L83 246H90V248H94V247H92L91 245H89ZM97 243V242H96ZM192 243V242H191ZM194 243V242H193ZM217 243V242H216ZM0 244H2V245H5V248H4V250L6 249V244H7V242H5V244H4V242L3 243H0ZM12 244V243H11ZM10 244V245H11ZM14 244V243H13ZM16 244H17V242H16ZM19 244V243H18ZM17 244V245H18ZM21 244H23V243H21ZM31 244V243H30ZM66 244H68V242L66 243ZM73 244V243H72ZM98 244V243H97ZM102 244V243H101ZM104 244V243H103ZM122 244H124V243H122ZM152 244V243H151ZM179 244V243H178ZM181 244V243H180ZM195 244H196V242H195ZM195 244H192L193 246L195 245ZM202 244V246H204L205 247V249L206 248H208L206 245H205V243H201ZM2 245H0V247L2 246ZM8 245V244H7ZM17 245H15L16 247H17ZM33 245V244H32ZM126 245V246H125ZM127 245L128 244H124V245H122L123 246V248H121L122 246L119 244V245H117V250L119 249V248H121V249H119V250H124V253H126L125 251V249L127 248H129L130 249V247L128 246L127 247ZM171 245H172V243H171ZM173 245V246H174ZM218 245V244H217ZM216 245V246H217ZM222 245H224V244H222ZM221 245V246H222ZM20 246V245H19ZM35 246V245H34ZM35 246V247H36ZM71 246V245H70ZM73 246V245H72ZM76 246L77 245H75L74 247H73V249L72 250H70V252L71 253H73V255L71 254V253H69V254H71L72 256H74L75 257V255H76V253H74V249L76 248ZM79 246H81V245H79ZM100 246H102V245H100ZM100 246H98V250H99V247ZM105 248H106V246H105V244L103 245ZM107 246H109L108 244H107ZM114 246V245H113ZM118 246H119V248H118ZM121 246V247H120ZM148 246H149V244H148ZM158 246V245H157ZM183 246H184V244H183ZM190 246V245H189ZM188 245H185V249L186 248H188L189 247ZM192 246V247H193ZM211 246V245H210ZM261 246V245H260ZM11 247H12V245H11ZM23 247V246H22ZM22 247H20V248H22ZM26 247H24L25 249L24 250H26ZM36 247V249L38 250V248ZM65 247H67V250L65 249ZM124 247H126L125 249H124ZM192 247H190V248H192ZM195 247V246H194ZM212 247V246H211ZM219 247H220V245H219ZM223 247V246H222ZM2 248V247H1ZM8 248V247H7ZM18 248V247H17ZM20 248H18V249H20ZM32 248V247H31ZM64 248V249H63ZM81 248V247H80ZM110 248H115V247H112V243H111V246H110ZM116 248H115V250H116ZM174 248V247H173ZM11 249H13V247L11 248ZM18 249H15L16 251H15V253H17V250ZM35 249V248H34ZM35 249V250H36ZM69 249H71L70 247H69ZM79 249V248H78ZM78 249L76 250V252H78ZM83 249H85V248H83ZM88 249V248H87ZM101 249V248H100ZM104 249V248H103ZM176 249H178V248H176ZM184 249V251H186ZM195 249V248H194ZM4 250H2V253H3V251ZM7 250V249H6ZM23 250V249H22ZM22 250H18V251H21V253L22 254H24V252H22ZM56 250H57V252L58 253H56ZM82 250V249H81ZM80 249H79V252L81 251ZM90 250L91 249H89V252H90ZM95 250V249H94ZM102 250V249H101ZM106 250V249H105ZM157 250V249H156ZM171 250H174V249H172V247H171ZM182 250V249H181ZM196 250V249H195ZM33 251V250H32ZM40 251V250H39ZM73 251V252H72ZM86 251V253L88 254L89 252H87L88 250H85ZM92 251V250H91ZM100 251V250H99ZM129 251V250H128ZM183 251V250H182ZM192 251V250H191ZM191 251H189V252H187V253H190ZM229 251V250H228ZM255 251H257V249L255 250ZM7 252H8V250H7ZM13 250H11V253L13 254ZM25 252H27V251H25ZM36 252V254H38ZM100 252H103V251H100ZM174 253L176 252V251H173ZM193 252H194V250H193ZM10 252H9V254H11ZM55 255H54V254ZM81 253V252H80ZM80 253H79V255H78V253H77V255L78 256H80ZM128 253V252H127ZM180 253V252H179ZM1 254V253H0ZM4 254L5 255H7L6 254V251H4ZM8 254V255H9ZM21 254V255H22ZM26 254V253H25ZM26 254V255H27ZM75 254V255H74ZM87 254H85V255H87ZM95 254H100L101 256H103L104 255V253H103V255L101 254V253H95ZM95 254H93V255H95ZM129 254H130V252H129ZM160 254V253H159ZM177 254V253H176ZM191 254H192V252H191ZM212 254V253H211ZM227 254V253H226ZM233 254V253H232ZM7 255V256H8ZM20 255V253H19V257L21 256ZM76 255V256H77ZM84 255V254H83ZM90 255L92 256V252H91V254H89V257H87L88 259H86V256H84V257H82V255H81V257L83 258V260L80 258V260L78 261V264H85V262H84V260L86 259L87 261H89L90 262V260H89V258H90ZM109 255V254H108ZM108 255H104L105 257H107ZM116 255V254H115ZM124 254L122 253V256H123ZM157 255V254H156ZM162 255V254H161ZM160 255V256H161ZM198 254H196L195 256H197ZM231 255V254H230ZM230 255H228V256H226L227 257V259L225 258V260H227V262H230V263H233L234 262V258L232 257V256H230ZM234 255V254H233ZM255 256H260V255H264V244L262 245V247L258 250V252L256 253L255 252V254H254ZM1 256V255H0ZM2 257V258H4V259H6V258H9V259H11V260H9L10 262H12V260L15 258L14 256H15V254H14V256H12L13 257V259H12V257H10V255L8 256V257ZM17 256H18V254H17ZM69 256V257H68ZM77 256V257H78ZM130 256V255H129ZM128 256V254H127V256L125 255V259H128V258H130ZM236 256V255H235ZM22 257V256H21ZM20 257V258H21ZM26 258L27 256H24L23 255V258ZM57 257V258H56ZM73 257V258H74ZM77 257H75L74 259L76 260H78L79 258H77ZM93 258H94V256H92ZM91 257V258H92ZM98 256H96L95 257V259L97 258ZM117 257V256H116ZM115 257V258H116ZM127 257V258H126ZM201 257V256H200ZM203 257V256H202ZM20 258H19V260H20ZM24 258V259H25ZM102 258V257H101ZM101 258H99V259H97V260H103V258L101 259ZM108 258V257H107ZM16 259V258H15ZM14 259V260H15ZM28 259V258H27ZM55 259V260H54ZM56 259H59V261H56ZM73 259V260H74ZM94 259V260H95ZM108 259H110V257L108 258ZM108 259H105V260H108ZM117 259H118V257H117ZM199 259V258H198ZM197 259V260H198ZM1 260V259H0ZM7 260V261H8ZM17 260V261H16ZM15 260V263L17 264V262H19V264H21L20 262L23 260L22 258H21V261H19L18 259H16ZM29 260V259H28ZM72 260V259H71ZM74 260V261H75ZM77 260L75 261V262H77ZM82 260V261H81ZM85 260V261H86ZM96 260V261H97ZM179 260V259H178ZM192 260H195V258L194 259H192ZM219 260V259H218ZM4 261V262H3ZM25 263L27 262V260L25 259V260H23ZM22 261V262H23ZM56 261V262H55ZM73 261V263H75ZM93 261V260H92ZM109 261V260H108ZM111 261V260H110ZM129 261V260H128ZM216 261H217V259H216ZM245 261V260H244ZM88 262V263H89ZM102 263L101 264H103L104 262L103 261H101ZM107 262V261H106ZM116 262V264H118L117 263V261H115ZM190 261H188V262H186V263H189ZM198 262V261H197ZM202 262V261H201ZM200 261H199V264L201 263ZM221 262V261H220ZM1 263V262H0ZM2 263H6V261L5 260H3L2 259ZM1 263V264H2ZM8 264H10L9 262H7ZM6 263V264H7ZM14 263V261L11 263V264H13ZM29 263V262H28ZM27 263V264H28ZM88 263H86V264H88ZM94 263H96V262H94ZM121 263V262H120ZM126 263V262H125ZM163 263V262H162ZM167 263V262H166ZM32 264V263H31ZM77 264V263H76ZM98 264V263H97ZM106 264V263H105ZM107 264H109V263H107ZM115 264V263H114ZM124 264V263H123ZM189 264H192L191 262L189 263ZM193 264H196V263H194V261H193ZM216 264V263H215ZM221 264V263H220ZM222 264H224V263H222ZM242 264V263H241Z\"/></svg>",
    "mask_w": 264,
    "mask_h": 264
},
{
    "label": "built area",
    "instance_id": "3",
    "mask_svg": "<svg viewBox=\"0 0 264 264\" xmlns=\"http://www.w3.org/2000/svg\"><path fill=\"white\" fill-rule=\"evenodd\" d=\"M219 39L217 34L211 37L213 48L220 45ZM101 57L104 76L118 77L127 88L123 116L157 139L179 135L184 112L182 102L194 90L191 87L195 83L187 70V53L182 48L149 45L141 52L128 54L104 49ZM149 71L150 77L146 74ZM254 86L261 87L262 82L251 83L247 91L251 93Z\"/></svg>",
    "mask_w": 264,
    "mask_h": 264
},
{
    "label": "crops",
    "instance_id": "4",
    "mask_svg": "<svg viewBox=\"0 0 264 264\" xmlns=\"http://www.w3.org/2000/svg\"><path fill=\"white\" fill-rule=\"evenodd\" d=\"M262 19L264 20V0H254L253 7L249 8L247 6L238 10L236 17L229 23L241 22L243 24H249L252 20L258 21ZM261 23L245 26L244 29L231 28L227 32L222 28L223 36L220 38L219 46H222V42H224L223 52L230 57V62L245 73L256 76L255 81H260L264 84V22ZM194 53L198 54L196 58H205L211 55L210 50H206V47L202 43L194 47ZM219 57L216 55L210 58V60L216 62ZM195 84L196 80L191 87L194 90L182 102L184 112H182L181 116L183 121L179 127L180 138H184L186 135L189 137L197 136L200 133L201 127H204L202 115L209 116L210 108L207 105L203 107L196 102V93H199L200 88L193 87ZM238 86V93H235L234 90L232 92L237 94L239 99L241 97L245 99L247 96L242 94L240 84ZM256 89L254 86L252 92ZM217 91L219 93L228 92L224 90ZM234 94L233 96L237 98ZM250 103L251 105L253 103L252 107L250 106V111H254V113H251L253 115L248 126L251 127L252 148H245L241 143L237 144L232 142L224 145L218 141L214 134H210L206 140L208 148L213 151H218L221 158L228 160V163L234 171L238 172L240 169H243L249 174L253 170L256 181L264 190V93L260 94L257 98H252ZM216 106L218 107V105ZM201 107L204 110H201ZM131 126L130 129L137 128L136 123H132ZM135 135L137 136V134ZM133 138L134 140L137 139L136 137ZM139 139L145 142L150 141L148 135L143 133L139 136Z\"/></svg>",
    "mask_w": 264,
    "mask_h": 264
},
{
    "label": "water",
    "instance_id": "5",
    "mask_svg": "<svg viewBox=\"0 0 264 264\" xmlns=\"http://www.w3.org/2000/svg\"><path fill=\"white\" fill-rule=\"evenodd\" d=\"M215 33L217 34L218 37L223 36V32L221 30H216Z\"/></svg>",
    "mask_w": 264,
    "mask_h": 264
}]
</instances>
